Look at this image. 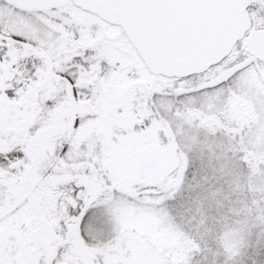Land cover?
<instances>
[{
  "label": "snow or ice",
  "instance_id": "obj_1",
  "mask_svg": "<svg viewBox=\"0 0 264 264\" xmlns=\"http://www.w3.org/2000/svg\"><path fill=\"white\" fill-rule=\"evenodd\" d=\"M0 264H264V0H0Z\"/></svg>",
  "mask_w": 264,
  "mask_h": 264
}]
</instances>
